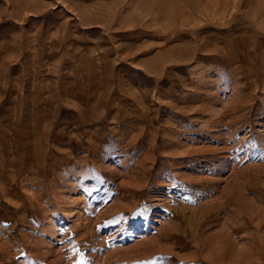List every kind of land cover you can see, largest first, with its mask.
<instances>
[{
    "label": "rangeland",
    "instance_id": "obj_1",
    "mask_svg": "<svg viewBox=\"0 0 264 264\" xmlns=\"http://www.w3.org/2000/svg\"><path fill=\"white\" fill-rule=\"evenodd\" d=\"M0 264H264V0H0Z\"/></svg>",
    "mask_w": 264,
    "mask_h": 264
}]
</instances>
